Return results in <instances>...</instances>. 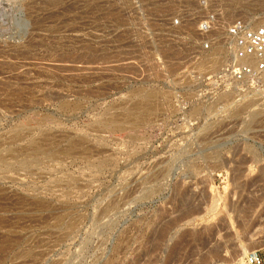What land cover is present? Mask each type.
Wrapping results in <instances>:
<instances>
[{
    "label": "rangeland",
    "instance_id": "obj_1",
    "mask_svg": "<svg viewBox=\"0 0 264 264\" xmlns=\"http://www.w3.org/2000/svg\"><path fill=\"white\" fill-rule=\"evenodd\" d=\"M136 1L0 0V264L264 262V113Z\"/></svg>",
    "mask_w": 264,
    "mask_h": 264
},
{
    "label": "built area",
    "instance_id": "obj_2",
    "mask_svg": "<svg viewBox=\"0 0 264 264\" xmlns=\"http://www.w3.org/2000/svg\"><path fill=\"white\" fill-rule=\"evenodd\" d=\"M146 2L144 8L137 0L130 9L145 21L152 15L150 20L167 33L164 38L170 34L173 42L188 40L198 54L194 66L180 73L194 95L193 104L210 105L227 97L237 106L253 105L254 111L264 113V0ZM167 7L172 13L165 14ZM244 264L264 262L251 254Z\"/></svg>",
    "mask_w": 264,
    "mask_h": 264
},
{
    "label": "bare ground",
    "instance_id": "obj_3",
    "mask_svg": "<svg viewBox=\"0 0 264 264\" xmlns=\"http://www.w3.org/2000/svg\"><path fill=\"white\" fill-rule=\"evenodd\" d=\"M209 250H210V249H209ZM248 253H249V252L245 249V250H244V253H242V254H243V259H245V258L247 257Z\"/></svg>",
    "mask_w": 264,
    "mask_h": 264
}]
</instances>
